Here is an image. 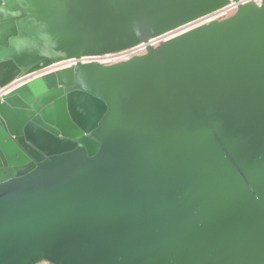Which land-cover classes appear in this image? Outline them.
Masks as SVG:
<instances>
[{"label": "water", "instance_id": "95a60500", "mask_svg": "<svg viewBox=\"0 0 264 264\" xmlns=\"http://www.w3.org/2000/svg\"><path fill=\"white\" fill-rule=\"evenodd\" d=\"M229 1L0 0V264H264V0L148 43Z\"/></svg>", "mask_w": 264, "mask_h": 264}, {"label": "built area", "instance_id": "2783aa9c", "mask_svg": "<svg viewBox=\"0 0 264 264\" xmlns=\"http://www.w3.org/2000/svg\"><path fill=\"white\" fill-rule=\"evenodd\" d=\"M238 1L239 2L253 1L255 3L260 2V0H238ZM238 1L236 2V1L230 0L229 3L226 4L225 6H223L219 9H217L216 11L198 19L197 20L198 22L195 23L194 25L200 24V23H206L212 19H222L224 17H227L236 9V5H237ZM182 30H180V31H182ZM180 31L176 32L175 34L179 33ZM171 32H173V31H171ZM171 32H169V33H171ZM166 34H168V33H166ZM166 34H163L159 37L153 38V39L149 40L148 43L153 45V46H156L160 41L165 40V39L175 35V34H173V35H169V36L165 37L164 35H166ZM144 52H145V44L141 43L139 45L128 48L126 50H123V51H120L117 53H113V54H108L109 57H108V59H107L108 61L106 63H113V62H117L120 60H125V59L132 57L133 55L141 54ZM104 56H107V55H104ZM100 57H102V56H100ZM100 57H96V58H100ZM96 58H94V59L96 60ZM83 61H85V60H83ZM64 62H66V61H64ZM61 63H63V62H61ZM61 66H65V65H61Z\"/></svg>", "mask_w": 264, "mask_h": 264}, {"label": "bare ground", "instance_id": "6f19581e", "mask_svg": "<svg viewBox=\"0 0 264 264\" xmlns=\"http://www.w3.org/2000/svg\"><path fill=\"white\" fill-rule=\"evenodd\" d=\"M198 21H195V22H193L192 24H189V25H187V26H184V27H182V28H180V29H177V30H175V31H173V32H171V33H168V34H166V35H164L165 37L166 36H169V35H173V34H175L176 32H178V31H180V30H182V29H184V28H188V27H191V25H193V24H195V23H197ZM108 55L107 56H102V57H100V60L98 61V62H100V63H106L108 60ZM96 59H98V58H96ZM83 60H88V59H83ZM69 64H71V60H67L66 62H63V63H59V64H56V65H53V66H51V67H49V68H47L46 70H50V69H53V68H55V67H59V66H61V65H69Z\"/></svg>", "mask_w": 264, "mask_h": 264}, {"label": "crops", "instance_id": "0c3cea01", "mask_svg": "<svg viewBox=\"0 0 264 264\" xmlns=\"http://www.w3.org/2000/svg\"><path fill=\"white\" fill-rule=\"evenodd\" d=\"M16 85V84H15ZM35 264H50V263H48L47 261H39V262H37V263H35Z\"/></svg>", "mask_w": 264, "mask_h": 264}, {"label": "rangeland", "instance_id": "374dc122", "mask_svg": "<svg viewBox=\"0 0 264 264\" xmlns=\"http://www.w3.org/2000/svg\"><path fill=\"white\" fill-rule=\"evenodd\" d=\"M96 60H98V61H99V60H100V58H98V59H96Z\"/></svg>", "mask_w": 264, "mask_h": 264}]
</instances>
